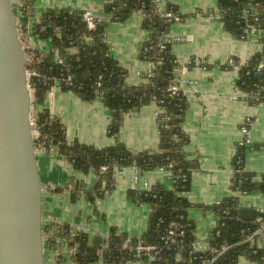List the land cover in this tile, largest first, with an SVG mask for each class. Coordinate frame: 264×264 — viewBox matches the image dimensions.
I'll return each mask as SVG.
<instances>
[{"label": "trees", "instance_id": "1", "mask_svg": "<svg viewBox=\"0 0 264 264\" xmlns=\"http://www.w3.org/2000/svg\"><path fill=\"white\" fill-rule=\"evenodd\" d=\"M33 8L34 1L26 0ZM248 3L257 6L259 16L252 22L264 30V0H219L220 21L233 37L244 40V22L241 11ZM166 11L181 21L188 15L178 7L164 0ZM136 12L145 14L141 28L147 32V39L139 48V60L154 65L153 76L136 85L126 83L127 71L112 56L108 44L110 23L126 21ZM40 26L42 41H49L50 51L46 56L47 73L52 80L71 76V84H61L60 90L72 92L83 100L98 99L109 111L108 134L114 138L111 145L94 147L79 141H69L64 147L72 163L82 176L93 173L94 184L86 188L79 181L78 189L92 207V216L106 222L99 202L114 190L115 172L122 168L136 167L142 174L158 169L168 170L171 187L155 183L150 189H128L127 198L137 205L148 207L145 231L131 236L115 225H108L106 235L95 237L89 248V256L95 263L98 252L104 264H238L241 258L264 264V247L257 243L260 221L239 219L241 195L260 192L264 195V173L257 177L245 168V155L250 150H264V142L238 144L232 159L233 175L229 194L211 205L193 203L187 196L191 176L198 168L196 161L186 158L184 146L189 137L183 129L187 102L183 93L171 95L167 88L177 78L181 68L172 53L171 43H162L174 22L161 17L156 0H110L104 4L103 17L96 19V26L90 30L83 20V10L55 9L51 7L33 10ZM57 50L64 59L63 65L51 60ZM264 61V40L260 52H256L238 71L237 84L242 92L250 93L248 103L256 106L264 98V71L257 73L254 67ZM147 73L142 74L145 78ZM154 103L164 111L156 118L158 145L155 149L133 152L120 140L119 135L124 116L143 106ZM250 124L246 125L249 128ZM64 140V128L58 126ZM103 167H106L103 170ZM212 212L217 218L206 239L207 247L197 249L196 222L189 212L192 209ZM107 224V223H106ZM141 241L155 248L153 260L138 258L135 247ZM225 246V249H222Z\"/></svg>", "mask_w": 264, "mask_h": 264}, {"label": "crops", "instance_id": "2", "mask_svg": "<svg viewBox=\"0 0 264 264\" xmlns=\"http://www.w3.org/2000/svg\"><path fill=\"white\" fill-rule=\"evenodd\" d=\"M33 1L35 11L47 7L83 11L88 9L103 16L104 4L110 0ZM169 2L176 5L182 14L188 15L185 20L173 23L168 34L172 38H185L183 42L172 44L171 51L178 63L183 67L192 58L206 63V69H189L183 72L181 68L177 70V77L182 81L180 88L187 102L183 129L189 137V142L184 146V153L187 159L198 164L191 176L187 196L193 203L211 205L232 193V159L237 145L243 139L241 127L246 119H251L247 134L248 143L264 142V98L260 104L250 105L242 98V91L237 84L238 74L225 67L230 57L248 61L258 52L260 44L253 38L237 39L224 29L217 18L200 14L203 10L214 13L218 9L219 0ZM142 18V14L136 12L126 21L110 23L108 26L107 40L110 51L127 71L128 85L144 82L142 74L151 69L150 63L137 57L140 46L147 39V32L141 28ZM55 105L65 125L69 141L77 140L94 147L113 144L114 138L108 134L109 111L98 99L83 100L72 92L57 89ZM157 108V105L151 103L124 116L119 138L131 151L140 152L157 147ZM245 168L257 177L261 176L264 173V150L247 151ZM75 173L78 181L86 188L91 187L96 180L91 172L85 176L78 170ZM134 176L133 168L116 170L114 190L99 202V208L105 215V223H99L92 216V207L83 195L84 212L88 218L91 238L93 230L106 235L108 225H115L131 236H139L145 231L148 207L134 204L127 198V191L132 187ZM145 180L150 186L161 183L165 188L171 187L168 170L158 169L143 173L140 186ZM239 204L240 210L252 209L257 213H264V195L260 192L241 195ZM189 215L196 222V247L204 249L207 247L206 239L210 229L216 225L217 218L212 212H204L198 208L190 210ZM258 218L264 217L256 216L254 220ZM96 221L101 226H96ZM238 264L257 263L241 258Z\"/></svg>", "mask_w": 264, "mask_h": 264}, {"label": "water", "instance_id": "3", "mask_svg": "<svg viewBox=\"0 0 264 264\" xmlns=\"http://www.w3.org/2000/svg\"><path fill=\"white\" fill-rule=\"evenodd\" d=\"M39 26L26 0H0V264H95Z\"/></svg>", "mask_w": 264, "mask_h": 264}, {"label": "built area", "instance_id": "4", "mask_svg": "<svg viewBox=\"0 0 264 264\" xmlns=\"http://www.w3.org/2000/svg\"><path fill=\"white\" fill-rule=\"evenodd\" d=\"M156 5H157L158 11H159L161 17L165 18L167 21L174 22V23L181 21L178 17H174L170 12L166 11V8L164 6V0H156ZM139 13H141V12H139ZM141 14L143 17L145 16V14H143V13H141ZM200 14L202 16H207V17L211 16V17L217 18L219 21L221 18V11L219 8L214 13H210L206 10H203V11H201ZM258 16H259V11H258L257 6L253 3H248V5L242 9L240 18L242 19V22H244L243 33L246 36V38L244 40H247L250 38L256 39L260 44V48L258 50V52H260L262 50V47H263L264 30L252 22V20L257 21ZM102 17L103 16H98L93 11L88 10V9L84 10V13H83V20L90 30L95 28L96 22H97L96 19H100ZM37 19H38V17H37ZM184 39L180 38V37L172 38L169 35H166L165 38L163 39L162 43H167V42L171 43V44L180 43V42H183ZM44 43H45V45H44ZM43 46H44L45 57H46L49 55V51H50L49 41H43ZM51 61L56 65H63L64 64V59L59 55L57 50H55L53 52V57H52ZM246 63H247V61H243L239 57H230L226 61L225 67L227 69H231L232 71H234L238 74L239 69L241 67L245 66ZM150 65H151V69L147 72V75H145L146 77L143 78L144 82H147L153 76L152 69H153L154 65L152 63H150ZM181 68L180 69L183 72H186L189 69H206V63L204 61H201L200 59L192 58V59H189L186 62V64L183 65V67L181 66ZM253 70L256 71L257 73L264 71V61L259 62L254 67ZM70 80H71V76H67L65 78L62 77L61 79H55L54 78L53 81H54V85H55L56 89H60V86L62 83L66 84V85L71 84ZM180 82H182L181 79L177 77L168 86L167 91L172 96L178 95L180 92L183 93L181 88H180ZM249 97H250V93L242 92V98L244 100L247 101V99ZM163 111L164 110L158 106L156 113H155V117L157 118V116L159 114L163 113ZM247 124H251V119H246L244 121L242 127H241L243 139L239 144L244 143V140H245V143L249 144L248 139H247V134H248L249 128H246ZM105 169H106V167H103V170H105ZM133 169L135 172V176L133 178L131 188L137 189V190H140V189L148 190V189H150V184L146 180L143 181L142 185L140 186V183L142 181V173L136 167H133ZM230 194H238V193L232 192ZM258 220L260 221L261 225H260V228L258 229V231L256 233V235L259 236L257 241H258L259 246L261 245L262 247H264V218H259ZM222 249H225V246H222ZM135 250H136V254H137L138 258L147 257L150 260L154 259V257L152 256V252H155V248L151 245H145L141 241H139L135 247ZM155 254H156V252H155ZM98 256H99V259L95 262V264H104L102 262V259H101V252H98ZM139 262H141V261H139ZM141 263L145 264L144 262H141Z\"/></svg>", "mask_w": 264, "mask_h": 264}, {"label": "rangeland", "instance_id": "5", "mask_svg": "<svg viewBox=\"0 0 264 264\" xmlns=\"http://www.w3.org/2000/svg\"><path fill=\"white\" fill-rule=\"evenodd\" d=\"M34 15H35V17H37L36 14H34ZM44 45H45V43H44ZM97 221H98V220H97ZM97 221H96V226H101V224H98ZM98 222L100 223L101 221H98ZM92 235H93V238H92V241H93V240L95 239V237H99L101 234H99V233H97V232H95V231L93 230Z\"/></svg>", "mask_w": 264, "mask_h": 264}]
</instances>
